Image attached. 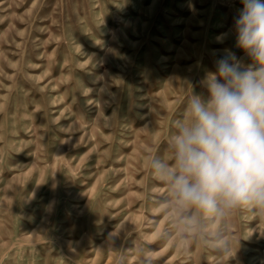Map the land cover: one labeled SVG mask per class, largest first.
I'll use <instances>...</instances> for the list:
<instances>
[{
    "label": "rangeland",
    "instance_id": "1",
    "mask_svg": "<svg viewBox=\"0 0 264 264\" xmlns=\"http://www.w3.org/2000/svg\"><path fill=\"white\" fill-rule=\"evenodd\" d=\"M240 7L0 0V264H264V210L181 206L152 171L214 62L244 56Z\"/></svg>",
    "mask_w": 264,
    "mask_h": 264
},
{
    "label": "clouds",
    "instance_id": "2",
    "mask_svg": "<svg viewBox=\"0 0 264 264\" xmlns=\"http://www.w3.org/2000/svg\"><path fill=\"white\" fill-rule=\"evenodd\" d=\"M240 4L233 32L244 56L226 49L214 62L170 134L174 164L152 161L178 204L215 215L264 210V0Z\"/></svg>",
    "mask_w": 264,
    "mask_h": 264
}]
</instances>
